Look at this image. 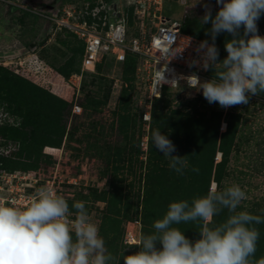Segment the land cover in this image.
Here are the masks:
<instances>
[{
    "label": "rangeland",
    "instance_id": "374dc122",
    "mask_svg": "<svg viewBox=\"0 0 264 264\" xmlns=\"http://www.w3.org/2000/svg\"><path fill=\"white\" fill-rule=\"evenodd\" d=\"M68 1L81 0L0 1V81H10L16 101L18 95L24 96V108L16 106V109L24 114L25 121L22 132L12 135L18 141L7 139L1 132L0 138L13 145L24 141L29 144L27 149L18 152L10 166H32L31 170L41 179L56 174L62 197L71 212L75 211L71 207L74 202H86L91 222L97 225L106 248L115 257L110 264L119 260V264H124L120 254L138 251L135 245L141 234L151 233L144 231L142 218L143 163L148 148L145 150L141 143L138 145V139L149 135L150 129L140 122L138 93L131 69L126 73L121 64L107 61L101 63L95 73L84 71L80 41L65 31L56 33L45 19L35 14L61 7ZM205 4L211 6L215 16L216 0H167L163 14L179 21L191 33L211 41L206 35L211 24L200 21ZM257 26L259 35L264 36V24L258 20ZM223 35L231 36L221 33L216 39ZM218 70L219 65L207 73V79L215 78ZM99 89L103 92L98 98L105 105L98 114L88 116L93 109L85 97ZM125 91L135 102L134 108L137 107L126 123L118 117ZM8 93L10 90L0 88V99L5 97L2 94ZM200 99L205 98L202 91L197 90L171 95L164 98L163 103L168 104L169 109L186 110L197 101L201 107L205 102ZM75 103L82 108L80 115L72 113ZM10 107L8 111L17 115ZM60 110L62 117L58 115ZM8 111L0 109L2 114ZM230 111L241 113L242 118L236 140L238 151L232 154L231 174L226 185L237 184L246 192L243 207L259 203L258 208L264 210V98L251 96L246 105L223 108L224 115ZM14 115L10 116L12 121L16 118ZM96 121L103 123L104 130H91ZM221 128L224 129V123ZM210 131L209 127L208 133ZM48 141L52 143L50 146ZM129 233L137 243L130 241Z\"/></svg>",
    "mask_w": 264,
    "mask_h": 264
},
{
    "label": "clouds",
    "instance_id": "9594fccd",
    "mask_svg": "<svg viewBox=\"0 0 264 264\" xmlns=\"http://www.w3.org/2000/svg\"><path fill=\"white\" fill-rule=\"evenodd\" d=\"M218 10L212 15L205 4L202 24H211L198 51L202 67L213 70L215 78L202 81L195 75V86L209 104L221 108L246 105L251 96L264 93V36L257 21L264 15V0H216ZM241 29L243 33L241 34ZM228 33L227 56L220 61L216 38ZM155 146L169 160V168L183 175L184 157L173 155L176 146L155 129L150 135ZM198 171V169H192ZM247 194L233 184L219 189L212 184L207 194L191 202H171L161 219L154 221V231L142 233L138 251L123 255L124 264H253L264 216L237 211ZM70 211L65 198L51 187H40L24 208L0 203V264H110L115 257L105 246L97 225L90 220L86 202L76 201ZM227 209L230 215L210 226L213 217ZM74 217V219H70ZM198 225L199 239L187 238L178 225ZM161 247H157V245ZM120 261V260H119ZM119 261L116 264H119Z\"/></svg>",
    "mask_w": 264,
    "mask_h": 264
},
{
    "label": "built area",
    "instance_id": "2783aa9c",
    "mask_svg": "<svg viewBox=\"0 0 264 264\" xmlns=\"http://www.w3.org/2000/svg\"><path fill=\"white\" fill-rule=\"evenodd\" d=\"M166 1H68L61 7L35 14L45 19L56 33L65 31L82 43L84 71L95 73L98 65L107 61L122 65L129 56L136 59L137 103L141 119L149 129L154 100L164 93L174 95L199 90L195 75L202 81L208 80L209 69L202 67V54L198 51L204 39L183 31L179 21L165 17ZM72 113L80 115L81 106L73 104ZM5 126H15L14 120L10 114L0 113V127ZM0 141L3 142L0 157L15 159L20 145L3 138ZM141 145L145 150L148 148V135L143 137ZM42 186L63 195L56 174L41 179L33 170L0 168V203L27 207Z\"/></svg>",
    "mask_w": 264,
    "mask_h": 264
},
{
    "label": "trees",
    "instance_id": "16d2710c",
    "mask_svg": "<svg viewBox=\"0 0 264 264\" xmlns=\"http://www.w3.org/2000/svg\"><path fill=\"white\" fill-rule=\"evenodd\" d=\"M259 20L264 24V15H262ZM182 29L185 32L191 33L184 25ZM199 38L208 40L203 37ZM230 39H232L231 36L223 35L215 41L219 49L220 61L227 56L225 42ZM80 45L81 57H83L84 47L82 43H80ZM100 65L101 64L98 66ZM122 66L126 73L128 69H131L134 79L136 59L129 56ZM210 71L212 70L209 69L208 72ZM0 88H4L6 91L10 90L11 93L2 94L5 95L3 99L14 98L15 107L13 108L11 105L10 108L11 112L15 111L18 113L17 115H13L16 117V121L19 122L17 126L0 127V132L7 139L17 140L12 135L21 133L25 124L24 114L18 112V108L20 109L18 106L19 101L23 104L24 108V96L18 95L19 98H17L16 101L10 81H0ZM99 92L92 94L90 91L88 96L85 97L88 106L91 107V110L93 109V112L87 113L88 116L98 114L105 105L101 99L98 98L103 90L99 89ZM168 97H171V95L164 93L161 98L154 100L152 103L148 150L146 162L143 163L145 173L142 179L144 181L145 197L142 218L144 231L149 232L154 231V221L163 217L171 202L179 200H188L191 202L194 197L204 196L207 194L212 183L218 185L219 189L228 187L226 181L231 174L229 170L230 161L232 154L238 151L236 148V146H238L236 145V140L240 135L239 125L242 118L241 113L230 111L224 115L223 108H221L218 103L209 104L206 99H200L202 102H205L201 107H198L197 102L199 101H197L191 103L192 105L186 110L169 109L168 104L163 103V99ZM259 97L264 98V93H261ZM134 104L135 102L131 100L130 94L126 91L123 92L118 117L124 123L129 121L131 115H133V110L135 111V108L137 110V107L134 108ZM16 106H18L17 109ZM62 113L63 112L60 110L58 115L62 117ZM140 122H143L141 115ZM223 123L226 124L225 129L221 128ZM102 124L103 123H99L98 121L92 123L91 130L93 132L98 131V128L104 130V125ZM209 127L211 128L210 133H208ZM155 129H159L162 133L166 134L176 146V152L173 153V155L184 157L187 161V167L184 169L183 175L171 170L169 168V160L164 157L163 153L156 149L154 145L151 146L150 135ZM120 130L121 129H119V132L121 133L122 131ZM32 132L34 134L35 130H32ZM207 133L209 134L208 138L206 137ZM33 134H31L30 137H32ZM141 139L142 138L138 139V145H140ZM47 144L49 145L52 143L48 141ZM19 145L20 150H24L28 148L29 144L24 141L20 142ZM51 146L54 147V145ZM218 154H221L219 159L217 158ZM13 160L14 159L0 157V168L11 171L32 169V166L26 165H23L22 168L11 167L10 163H12ZM194 168L198 169V171H193L192 169ZM258 205L259 203H251L249 207L240 205L237 211H248L254 215L264 216V210L261 207L258 208ZM228 215H230V213L227 209H224L219 215L213 217L210 226L222 223ZM178 227H180L184 235L193 242L200 238L197 224H180ZM255 227L258 228L260 237L257 242L255 256L251 259L253 260V264H264V224L255 225Z\"/></svg>",
    "mask_w": 264,
    "mask_h": 264
},
{
    "label": "flooded vegetation",
    "instance_id": "af4514ba",
    "mask_svg": "<svg viewBox=\"0 0 264 264\" xmlns=\"http://www.w3.org/2000/svg\"><path fill=\"white\" fill-rule=\"evenodd\" d=\"M10 105H12L13 108L15 107V100H14L13 97L8 98V99H0V109H2L3 111L6 110V109H7V111H8V107H9ZM18 106H19L20 108H22V107H23V104L20 103V101H19ZM7 113L10 114L9 111H8ZM10 116L12 117L13 115L10 114ZM14 123H15V126L19 125V122L16 121V118L14 119Z\"/></svg>",
    "mask_w": 264,
    "mask_h": 264
},
{
    "label": "bare ground",
    "instance_id": "6f19581e",
    "mask_svg": "<svg viewBox=\"0 0 264 264\" xmlns=\"http://www.w3.org/2000/svg\"><path fill=\"white\" fill-rule=\"evenodd\" d=\"M128 237H130V241H131L132 243H137V239L134 237L133 234L129 233V234H128Z\"/></svg>",
    "mask_w": 264,
    "mask_h": 264
},
{
    "label": "water",
    "instance_id": "95a60500",
    "mask_svg": "<svg viewBox=\"0 0 264 264\" xmlns=\"http://www.w3.org/2000/svg\"><path fill=\"white\" fill-rule=\"evenodd\" d=\"M226 128V124H224V129ZM221 157V154H219V156H218V158H220ZM215 184V183H214Z\"/></svg>",
    "mask_w": 264,
    "mask_h": 264
}]
</instances>
